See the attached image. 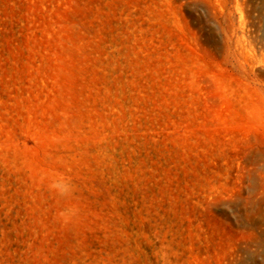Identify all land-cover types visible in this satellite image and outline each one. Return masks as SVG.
I'll use <instances>...</instances> for the list:
<instances>
[{"label": "rangeland", "instance_id": "obj_1", "mask_svg": "<svg viewBox=\"0 0 264 264\" xmlns=\"http://www.w3.org/2000/svg\"><path fill=\"white\" fill-rule=\"evenodd\" d=\"M0 264H264V0H0Z\"/></svg>", "mask_w": 264, "mask_h": 264}, {"label": "clouds", "instance_id": "obj_2", "mask_svg": "<svg viewBox=\"0 0 264 264\" xmlns=\"http://www.w3.org/2000/svg\"><path fill=\"white\" fill-rule=\"evenodd\" d=\"M56 187H57L62 193L65 192V191L67 190L66 185H64L63 183H58V184L56 185Z\"/></svg>", "mask_w": 264, "mask_h": 264}]
</instances>
